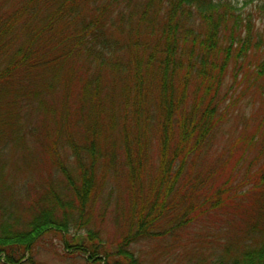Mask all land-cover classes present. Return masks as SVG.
<instances>
[{
  "label": "trees",
  "instance_id": "obj_1",
  "mask_svg": "<svg viewBox=\"0 0 264 264\" xmlns=\"http://www.w3.org/2000/svg\"><path fill=\"white\" fill-rule=\"evenodd\" d=\"M244 5L0 0V158L34 137L52 165L32 200L0 186V264H42L36 249L51 232L66 259L143 264L140 242L223 208L226 240L190 264H264V34ZM241 86L263 98L249 145L228 179L202 176L195 165ZM113 220L121 231L106 238Z\"/></svg>",
  "mask_w": 264,
  "mask_h": 264
},
{
  "label": "rangeland",
  "instance_id": "obj_2",
  "mask_svg": "<svg viewBox=\"0 0 264 264\" xmlns=\"http://www.w3.org/2000/svg\"><path fill=\"white\" fill-rule=\"evenodd\" d=\"M232 1L241 6L245 4L244 12L253 14L264 34V0H257L254 3L248 2L247 4L246 2L249 0ZM228 76L224 85L225 91L230 90L233 85L232 73L230 72ZM258 89L257 86L246 91L241 86L236 90L237 92L233 97L241 98V100L238 102L239 104L232 106V113L222 121L214 133L209 147L195 165L197 173L199 171L202 176H206L215 170L219 174H223L222 179H228L233 174L238 165L236 162L240 159L245 146L249 145V137L247 136L251 134L248 135V133L252 132L258 124L259 115L257 112L263 102ZM15 144V142H10L0 158L1 190L5 197L11 199L13 197L18 200L24 196L23 199L32 200L36 196V190L40 184L50 178L52 165L46 158L43 159L44 156L38 139L29 137L20 146L17 147ZM250 164V160L246 158L244 167L246 168ZM259 166L251 168V171L256 170ZM245 170L232 177L233 185L244 184ZM117 201L122 204L121 199L114 196L113 207L116 206ZM221 211L216 212L214 217L198 226H190L187 229L178 227L173 233L167 232L164 237L140 242L135 246L137 255L143 264H190V261L197 258L194 256L197 254L196 252L201 249L208 252L217 243L226 240V230H229L232 224L228 220L229 210L223 208ZM119 231L121 228L115 225L114 220L110 221L105 236L114 239ZM64 245L65 238L59 232L48 233L38 244L35 259L42 264H86L85 259L87 257L85 256L86 258L83 259V255L78 253L73 255L75 258L66 259L63 254ZM184 252L188 253L185 258L179 256Z\"/></svg>",
  "mask_w": 264,
  "mask_h": 264
}]
</instances>
